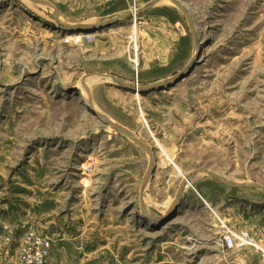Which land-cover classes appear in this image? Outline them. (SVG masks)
<instances>
[{"label":"rangeland","instance_id":"374dc122","mask_svg":"<svg viewBox=\"0 0 264 264\" xmlns=\"http://www.w3.org/2000/svg\"><path fill=\"white\" fill-rule=\"evenodd\" d=\"M45 1L68 26L126 18L82 38L45 5L0 0V264H20L33 232L51 239L47 264H218L231 254L223 233L242 231L253 245L236 252L264 264L262 190L200 173L171 217L149 218L166 215L199 169L264 186L259 2L180 0L201 48L190 74L143 94L96 79L89 95L81 82L94 73L141 87L175 78L197 55L188 21L171 0L145 12L154 0ZM89 99L154 150L146 214L150 156Z\"/></svg>","mask_w":264,"mask_h":264},{"label":"water","instance_id":"95a60500","mask_svg":"<svg viewBox=\"0 0 264 264\" xmlns=\"http://www.w3.org/2000/svg\"><path fill=\"white\" fill-rule=\"evenodd\" d=\"M34 3H38V4H42L45 5L51 9H53L54 11V18L58 21V23L61 25L62 28H64L67 31H73V32H84V31H94V30H99L102 29L103 27L112 25L114 23H118L121 20H124L126 18V16L122 17V18H115L112 20H108L106 22H103L97 26H93V27H89V26H68L63 24L60 21V16H59V12L58 9L50 2L45 1V0H30ZM160 1L162 0H154L153 2L147 4L145 7H143L141 10H139V12H145L148 11L149 9L153 8L154 6H156ZM179 9L180 11L185 15L189 27H190V31L192 34V37L194 39L195 45H196V49H197V55L194 57V59L190 62L189 66L187 69L183 70L182 72H180L175 78L170 79L168 81H164V82H158L155 83L151 86H147V87H141L138 84L137 85H132L130 83H127L125 80L119 79V78H115L109 75H105V74H100V73H94V74H89L87 76H85L82 80V84L84 86V88L86 89L87 93L89 95H91L90 90L88 89L86 82L89 78L91 77H95V76H100L104 79H110L112 80V85L120 87L122 89H126L129 90L131 92H135V93H148L150 91H155L158 89H164L165 87H169L172 84L178 83V81H181L182 79H184L187 74H190V70L194 68V65L196 63V60L199 58L200 52H201V48H200V44L198 43V35H197V30H196V26L194 24V20L191 16V13L188 9L184 8L181 1L180 0H171ZM90 102V110L93 112V114L98 117L101 121H103L106 125L110 126L111 128H113L115 131H117L118 133L122 134L123 136L129 138L130 140H132L140 149H142L143 151H145L146 153L149 154L150 156V163H149V167L147 170V173L143 179V183H142V188H141V197H140V201H141V207H142V211L146 214V208H145V204H144V198H145V192H146V185L149 183L150 179L154 176V173L156 171V162H155V156H154V150L149 148L146 144H144L142 141H140L133 133H131L129 130H127L124 127L119 126L118 124H116V122H114L112 119H110L108 116L96 111V109L94 108L93 104H92V100L89 99ZM200 173H205L208 174L209 176L217 179L219 182L233 187V188H238V189H258V190H262L264 191V186L259 185V184H230L229 182H227L222 176L209 171V170H204V169H199L194 171L190 176L186 177L185 180L182 182L180 189L178 191L175 203L172 207V209L166 214L163 215L161 218H152L149 217L150 219H154V220H165L169 217H171V215L177 211V209L179 208V206L182 203L183 200V191L186 188L187 183L192 179L193 176L198 175ZM238 256H243L248 258L249 260V264H253L251 257L249 255L248 252L246 251H241L239 253H235L229 257H227L226 259H224L223 261H221L218 264H231L234 262V260L238 257Z\"/></svg>","mask_w":264,"mask_h":264},{"label":"built area","instance_id":"2783aa9c","mask_svg":"<svg viewBox=\"0 0 264 264\" xmlns=\"http://www.w3.org/2000/svg\"><path fill=\"white\" fill-rule=\"evenodd\" d=\"M264 9V0H257ZM251 237L247 232H239L236 235L224 232L221 236V246L230 252H236L252 246ZM51 250V239L31 233L27 238L25 248L21 253L20 264H47Z\"/></svg>","mask_w":264,"mask_h":264},{"label":"crops","instance_id":"0c3cea01","mask_svg":"<svg viewBox=\"0 0 264 264\" xmlns=\"http://www.w3.org/2000/svg\"><path fill=\"white\" fill-rule=\"evenodd\" d=\"M117 87V86H116ZM118 88H120V87H118ZM120 89H122V88H120ZM123 90V89H122ZM139 148V147H138ZM142 150V149H141ZM143 151V150H142ZM145 152V151H144ZM142 183H143V181H142ZM141 188H142V184H141ZM140 197H141V189L139 190V210H140V212H142V207H141V201H140ZM144 204H146V209H147V211L149 212L150 211V209H149V207H148V204L146 203V200H145V202H144ZM248 252H249V255H250V257H251V260H252V262H253V264H260L259 263V261H258V263L257 262H255L256 260H255V257H254V255L248 250ZM231 254H229V255H227V256H224V257H221L220 259H221V261H223L224 259H226L227 257H229V256H231V255H233V254H235L234 252H230ZM236 253H239V252H236ZM246 260V261H245ZM221 261H219L218 263H220ZM245 262H247L248 264H249V260H248V258H246V257H243V256H238L235 260H234V262L233 263H231V264H245ZM255 262V263H254Z\"/></svg>","mask_w":264,"mask_h":264},{"label":"bare ground","instance_id":"6f19581e","mask_svg":"<svg viewBox=\"0 0 264 264\" xmlns=\"http://www.w3.org/2000/svg\"><path fill=\"white\" fill-rule=\"evenodd\" d=\"M30 1V0H29ZM181 3H182V5H183V7L184 8H186L187 9V7H186V4L183 2V1H181ZM138 11H136V12H134V13H137ZM97 31H100V30H94V31H84V32H80V33H83V34H81V37L82 38H90L91 36H92V34H90V33H93V32H97ZM71 34V33H70ZM91 81H90V80ZM88 80H87V82H86V85H87V87H88V89L90 90V86H89V84L90 83H94L95 82V80L97 79L99 82H102V83H104V81H106V79H104V78H102V77H100V76H95V77H91V78H89ZM82 83V82H81ZM107 83V82H106ZM91 85V84H90ZM82 86H83V84H82ZM84 87V86H83ZM85 89V88H84ZM85 92H87L86 91V89H85ZM138 94V93H137ZM140 94V93H139Z\"/></svg>","mask_w":264,"mask_h":264}]
</instances>
